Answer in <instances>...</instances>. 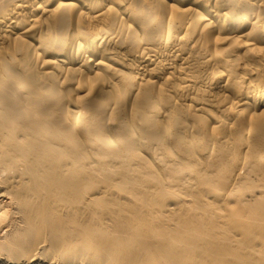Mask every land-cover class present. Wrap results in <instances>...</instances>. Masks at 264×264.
<instances>
[{
  "label": "bare ground",
  "instance_id": "obj_1",
  "mask_svg": "<svg viewBox=\"0 0 264 264\" xmlns=\"http://www.w3.org/2000/svg\"><path fill=\"white\" fill-rule=\"evenodd\" d=\"M0 264H264V0H0Z\"/></svg>",
  "mask_w": 264,
  "mask_h": 264
}]
</instances>
